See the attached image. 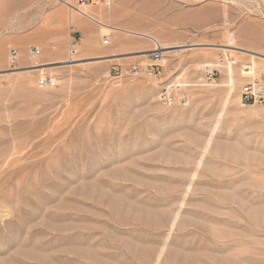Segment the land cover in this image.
I'll list each match as a JSON object with an SVG mask.
<instances>
[{"label": "rangeland", "instance_id": "obj_1", "mask_svg": "<svg viewBox=\"0 0 264 264\" xmlns=\"http://www.w3.org/2000/svg\"><path fill=\"white\" fill-rule=\"evenodd\" d=\"M110 2L0 0V264H264V0Z\"/></svg>", "mask_w": 264, "mask_h": 264}, {"label": "built area", "instance_id": "obj_2", "mask_svg": "<svg viewBox=\"0 0 264 264\" xmlns=\"http://www.w3.org/2000/svg\"><path fill=\"white\" fill-rule=\"evenodd\" d=\"M97 0H75L76 7L73 8L80 16L83 18L90 20V17L84 13V10L87 9L89 6L93 5ZM102 5L109 8L111 6L110 0H100ZM104 45H109V41L105 40L103 42ZM75 51L73 46L70 50V55L74 54ZM41 51L38 48L31 47L28 50V57L30 61L37 62V58L40 56ZM160 52L154 50L150 56L151 61L153 62L152 65L144 66L142 68H133L132 74L135 76H144L148 79L155 80L159 82L164 77V70L163 66L158 64L160 58ZM22 57L20 56L19 52L16 50H11L8 56V63L10 69H16L21 63ZM205 77L208 82H214L217 78L218 71L216 69H206L205 70ZM56 86V82L51 78L46 77H39L37 79V87L38 88H54ZM169 90V88H168ZM161 90L159 93V100L164 102L168 105L172 104L175 101V94L173 92ZM172 90V89H171ZM240 103L243 106H250V105H261L264 103V84L260 80H255L253 83L246 84L241 89L240 94Z\"/></svg>", "mask_w": 264, "mask_h": 264}, {"label": "bare ground", "instance_id": "obj_3", "mask_svg": "<svg viewBox=\"0 0 264 264\" xmlns=\"http://www.w3.org/2000/svg\"><path fill=\"white\" fill-rule=\"evenodd\" d=\"M66 4V3H65ZM68 4V3H67ZM71 9H73L72 7L70 8V10ZM88 11V12H87ZM87 11H85L84 10V13H86L89 17H90V21H92V22H95V23H97L99 26H100V28L102 29V30H105L106 32L107 31H111V30H113L114 29V27H112V26H109L108 24H104L102 21H100V20H98V19H96L91 13H90V11L91 10H89L88 8H87ZM90 13V14H89ZM78 14V13H77ZM143 36H145V37H147V38H149V39H151L155 44H156V48H157V51H162L163 53H165V51L166 50H169L171 47H169V46H166L165 44H162V43H160L159 41H157L155 38H152V37H149V36H146V35H143ZM229 38H228V44L227 45H224V46H221L222 47V51L223 52H225L226 53V59H225V61H226V65H225V77H226V79H227V83H226V85H228L229 86V89L230 90H232V86H233V83H234V81H235V79H236V77L234 76V68H233V66H235L236 64H237V62L236 61H232L231 60V58H230V55H227V53H232V52H236L237 50H240L236 45H235V41H234V37L232 36V35H229L228 36ZM173 48V47H172ZM162 54V53H161ZM254 54V53H253ZM146 57H148V58H151V56L149 57V56H146ZM160 60H159V62L158 63H164L165 61H164V59H162V55H160ZM33 63H35V64H33L34 66L33 67H37V66H40L37 62H33ZM213 64V63H212ZM215 65V64H214ZM220 65V64H219ZM223 65V64H222ZM233 65V66H232ZM212 66V65H211ZM218 66V65H217ZM221 67V66H220ZM37 72H41L42 70L41 69H38V70H36ZM43 78V77H42ZM209 143H210V141L207 143V146L206 147H208L209 146ZM206 147H205V149H206Z\"/></svg>", "mask_w": 264, "mask_h": 264}]
</instances>
